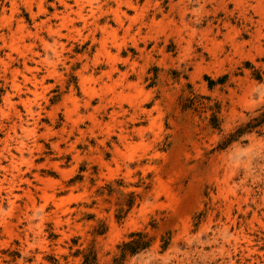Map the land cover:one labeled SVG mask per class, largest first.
<instances>
[{"label": "rangeland", "instance_id": "1", "mask_svg": "<svg viewBox=\"0 0 264 264\" xmlns=\"http://www.w3.org/2000/svg\"><path fill=\"white\" fill-rule=\"evenodd\" d=\"M263 113L264 0H0V264H264Z\"/></svg>", "mask_w": 264, "mask_h": 264}, {"label": "trees", "instance_id": "2", "mask_svg": "<svg viewBox=\"0 0 264 264\" xmlns=\"http://www.w3.org/2000/svg\"><path fill=\"white\" fill-rule=\"evenodd\" d=\"M264 121V113L261 115V118L259 119V123ZM248 125V123L246 124ZM243 128H238L236 130L237 134L242 132ZM135 236V239H132L130 241L124 242L121 245L122 248V256H124V254L129 251L130 253H134L136 252L138 249H142L145 248L149 241L148 240H143L142 238H144L145 234L141 233V232H133L131 233L130 237Z\"/></svg>", "mask_w": 264, "mask_h": 264}]
</instances>
